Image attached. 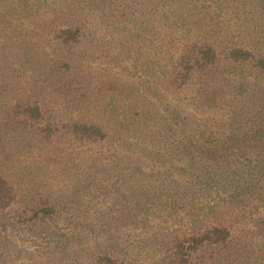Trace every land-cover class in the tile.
I'll return each mask as SVG.
<instances>
[{"label": "trees", "instance_id": "1", "mask_svg": "<svg viewBox=\"0 0 264 264\" xmlns=\"http://www.w3.org/2000/svg\"><path fill=\"white\" fill-rule=\"evenodd\" d=\"M0 264H264V0H0Z\"/></svg>", "mask_w": 264, "mask_h": 264}]
</instances>
